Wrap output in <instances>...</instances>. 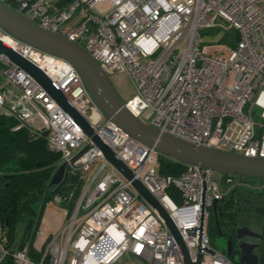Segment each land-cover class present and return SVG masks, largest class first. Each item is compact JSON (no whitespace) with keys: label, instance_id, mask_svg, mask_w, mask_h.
<instances>
[{"label":"built area","instance_id":"built-area-1","mask_svg":"<svg viewBox=\"0 0 264 264\" xmlns=\"http://www.w3.org/2000/svg\"><path fill=\"white\" fill-rule=\"evenodd\" d=\"M0 2L73 41L105 74L124 72L133 88L125 107L160 132L198 146L264 158V104L257 101L264 96V0ZM204 29L237 33L228 55H214L202 45ZM0 31L15 51L48 75L132 174L127 179L31 76L0 56V73L30 100L40 125L30 124L29 112L7 107L1 91L0 110L18 118L12 130L28 126L44 131L49 148L59 153L57 167L63 163L66 182L71 178L73 183L46 202L60 204L65 221L38 258L26 247L7 246L0 221V264L7 258L12 264H113L126 251L144 264H184L174 236L133 179L168 211L192 260L200 252V264H240L211 245L206 210L223 196L212 169L185 164L176 175L160 173L158 151L104 115L72 63ZM99 158L103 162L87 178L84 172ZM170 186L178 191L179 203L168 193ZM210 247L213 253L206 250Z\"/></svg>","mask_w":264,"mask_h":264},{"label":"water","instance_id":"water-1","mask_svg":"<svg viewBox=\"0 0 264 264\" xmlns=\"http://www.w3.org/2000/svg\"><path fill=\"white\" fill-rule=\"evenodd\" d=\"M0 27L7 33L34 46L67 59L80 74L85 86L94 100L101 108L104 115L123 128L131 136L153 146L159 154L175 159L184 164H197L204 168L219 171L223 174H236L239 178L249 176L264 181V158L247 156L232 151L220 150L204 146H198L191 142L160 132L155 126L144 122L132 114L124 105L114 86L98 63L80 46L66 37L43 29L36 23L24 17L8 5L0 2ZM0 56L5 57L17 69H21L25 76H31L43 90L91 137L92 141L102 151L104 156L127 179L132 174L119 157L93 132L86 119L68 101L64 93L55 85L48 75L36 64L26 59L15 51L9 43L0 37ZM44 129V127H43ZM67 174L64 164H60L53 172L49 184L58 191L66 182ZM132 185L139 194L156 210L168 226L174 236L184 264H200L201 253L198 252L195 260L189 257L187 247L179 229L168 211L158 199L137 179L132 180ZM216 200L212 206L216 208ZM205 206L201 205L199 231L203 229ZM218 220V218H217ZM194 234L195 229H189ZM238 236L244 234L255 235V232L247 227L237 230ZM14 242L12 248H16ZM230 244L226 255L230 253ZM252 244L247 245L239 259L240 264H257L258 257L252 253ZM213 253V248H206Z\"/></svg>","mask_w":264,"mask_h":264},{"label":"trees","instance_id":"trees-1","mask_svg":"<svg viewBox=\"0 0 264 264\" xmlns=\"http://www.w3.org/2000/svg\"><path fill=\"white\" fill-rule=\"evenodd\" d=\"M230 32V43L234 45L238 35L235 31ZM3 65L0 62V68ZM17 122V117L0 110V221L6 237L5 244L9 247L15 242L19 224L24 226L22 239L25 240L36 230L46 202L56 193L65 192L73 187L69 178L58 191H55L49 181L57 168L59 153L49 148L44 131L34 132L28 126L12 130ZM158 159V169L162 174L176 175L185 167L184 163L162 154H159ZM222 176L224 179L227 176L231 177L233 182L231 190L228 194H224V198H231L233 189L241 188L245 191L249 184L262 183L256 177L239 178L236 174ZM168 193L176 202H180L178 191L174 187L170 186ZM246 197L250 198V201L242 200L243 209L240 213L235 212L236 214L231 215L228 226L235 228L243 222V225L252 229L264 230V198L256 195H246ZM207 230L211 241L216 229L210 224ZM24 240L18 242L16 247H23ZM1 264H12V262L7 258ZM258 264H264V252L260 254Z\"/></svg>","mask_w":264,"mask_h":264},{"label":"rangeland","instance_id":"rangeland-1","mask_svg":"<svg viewBox=\"0 0 264 264\" xmlns=\"http://www.w3.org/2000/svg\"><path fill=\"white\" fill-rule=\"evenodd\" d=\"M230 31L223 29H204L201 31L202 45L206 46L207 49L214 55H228L230 48L233 46L230 42ZM4 33L0 31V35ZM109 80L120 96L121 100L124 101L133 92L132 83L124 72H114L108 75ZM0 89L5 96L7 107L13 109L22 110L29 112L28 120L32 126L38 127L40 125V118L34 113L35 108L31 104L30 100L22 95L21 89L14 84L6 75L0 73ZM259 103L264 104V96L257 100ZM259 109V107H255ZM103 162L102 158H99L91 165L88 166L84 174L88 177L100 166ZM212 177L216 180L221 192L228 194L232 188L233 182H225L222 173L216 170L212 171ZM22 224L17 226L19 231L22 228ZM211 245L218 251H222L224 248L223 242L216 235L211 237ZM71 250V249H69ZM113 264H144V262L131 255L129 252H124L121 257Z\"/></svg>","mask_w":264,"mask_h":264},{"label":"flooded vegetation","instance_id":"flooded-vegetation-1","mask_svg":"<svg viewBox=\"0 0 264 264\" xmlns=\"http://www.w3.org/2000/svg\"><path fill=\"white\" fill-rule=\"evenodd\" d=\"M261 182L262 183L259 185L254 183L247 185L248 188L245 191H243L241 188L233 189L231 198H224L225 196L223 194L220 199L216 200L217 202L215 209L211 204V206L206 210L207 228L210 224L214 225L216 229V237H219L223 242L224 248L222 251L224 253H226L228 250V244H230V253L227 256L230 257V259L234 262H239L243 251L247 250L248 244L253 245L251 251L257 255L258 262L260 254L264 252V230L252 229L246 225H243V222L237 225L235 228L229 227L227 224L228 222H231L230 217L233 213H240L243 209L242 200H246L247 202L250 201V198H247L246 195H256L264 198V181ZM249 205L251 206L250 203ZM243 227L249 228L255 232V235L244 234L238 236L237 230Z\"/></svg>","mask_w":264,"mask_h":264},{"label":"crops","instance_id":"crops-1","mask_svg":"<svg viewBox=\"0 0 264 264\" xmlns=\"http://www.w3.org/2000/svg\"><path fill=\"white\" fill-rule=\"evenodd\" d=\"M64 221L65 215L60 204L54 202L45 204L38 221L37 232L35 230L30 237L22 239L24 229L22 224L23 227L19 231L16 230L14 241L18 244L24 240L23 247H26L29 254L36 259L46 247L50 237L62 227Z\"/></svg>","mask_w":264,"mask_h":264},{"label":"bare ground","instance_id":"bare-ground-1","mask_svg":"<svg viewBox=\"0 0 264 264\" xmlns=\"http://www.w3.org/2000/svg\"><path fill=\"white\" fill-rule=\"evenodd\" d=\"M3 40H5L7 43L11 44V40L8 36H1Z\"/></svg>","mask_w":264,"mask_h":264}]
</instances>
